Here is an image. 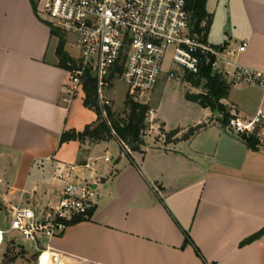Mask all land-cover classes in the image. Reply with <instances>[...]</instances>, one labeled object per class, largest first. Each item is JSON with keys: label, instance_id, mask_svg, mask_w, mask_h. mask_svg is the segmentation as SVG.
<instances>
[{"label": "crops", "instance_id": "0c3cea01", "mask_svg": "<svg viewBox=\"0 0 264 264\" xmlns=\"http://www.w3.org/2000/svg\"><path fill=\"white\" fill-rule=\"evenodd\" d=\"M206 9L208 41H247L238 62L264 70V0H207ZM57 44L32 0H0V227H9L15 207L56 204L65 166H74V179L93 184L96 206L44 247L6 233L0 264L17 244L24 258L10 264H27L36 251L47 264H264V235L241 244L264 227V151L228 129L222 110L186 95L189 116L172 126L151 106L140 151L127 146L128 154L116 138L61 143L64 131H82L98 115L84 104V89L68 92ZM232 87L221 103L241 116L264 103L260 88ZM249 88L261 92L253 107ZM172 130L179 132L167 141Z\"/></svg>", "mask_w": 264, "mask_h": 264}, {"label": "built area", "instance_id": "2783aa9c", "mask_svg": "<svg viewBox=\"0 0 264 264\" xmlns=\"http://www.w3.org/2000/svg\"><path fill=\"white\" fill-rule=\"evenodd\" d=\"M36 14L73 41L80 54L77 65L69 69L68 92L84 89L86 71L97 79V95L103 115L110 104L105 93L112 79L126 87V95L150 104L165 73L179 79L173 64L198 74L202 65H211L230 86H255L264 98V70L238 62L247 41L215 46L207 39L208 20L194 30L186 0H32ZM171 67L165 70L167 53ZM151 111V110H150ZM150 115V112H149ZM148 115V117H149ZM227 128L239 135L254 136L264 151V103L252 116L236 110ZM74 166H65L61 197L56 204L37 211L31 206L15 207L9 227H0V242L14 231L39 247L42 239L61 236L75 218H89L95 209L97 193L92 183L72 177Z\"/></svg>", "mask_w": 264, "mask_h": 264}, {"label": "trees", "instance_id": "16d2710c", "mask_svg": "<svg viewBox=\"0 0 264 264\" xmlns=\"http://www.w3.org/2000/svg\"><path fill=\"white\" fill-rule=\"evenodd\" d=\"M186 3L187 9L192 14L194 30L199 31L201 29V24L205 19L208 20L209 30L211 19L208 16L206 9L207 0H186ZM51 30L52 34L59 38L56 50L59 57V66L69 70L73 65H76V61L65 49V35L59 29L52 26ZM191 76H198L206 79L205 87L207 90L205 93L198 94L187 92L186 98L188 100L198 102L203 107H210L212 110H222L224 105L221 103V100L229 96L231 89V86L226 83L222 76L215 73L212 70L211 65L205 63L202 65L198 74H192ZM84 91V104L87 107L94 109L98 115V119L96 122L86 125L82 131H64L61 135L60 142L63 143L72 139H78L81 141H85L86 139H90L91 141H100L116 138L120 141L122 148L126 150L128 154H130V152L128 151L127 146L132 151H140L142 146L145 145L144 132L149 128L148 115L151 110L150 104L137 102L132 99L130 95H126L124 100L125 109L123 113H121L124 114V116L112 110V108L108 105H104L103 107L106 112V116H104L97 95V79L90 70L86 71ZM227 121L228 120H225V124H227ZM203 126L204 125H200L197 129ZM178 132V130L168 132L167 141H169V139L175 136ZM192 133L193 131L184 135V138H188L192 135ZM240 136L247 141L251 148L257 149V139L254 136L248 137L243 134ZM82 220H85V218H75L74 221L70 222V225ZM263 235L264 227L244 239L241 244L244 245L250 243ZM189 242H192V240L189 235H187L185 243L187 244ZM195 248L197 253L201 255L198 247L195 246ZM15 258V255L13 257L6 255L2 260V264H10V262L14 261Z\"/></svg>", "mask_w": 264, "mask_h": 264}, {"label": "rangeland", "instance_id": "374dc122", "mask_svg": "<svg viewBox=\"0 0 264 264\" xmlns=\"http://www.w3.org/2000/svg\"><path fill=\"white\" fill-rule=\"evenodd\" d=\"M57 38V42L59 41V38ZM65 38V49L66 51L75 59L76 65L79 62L80 54L78 52V49L75 45L72 43H69L66 47V44L69 40L68 37ZM58 45V44H57ZM171 51L169 50L167 53V57L165 60V70L169 69L171 67ZM59 58V57H58ZM172 68L176 73L179 75V79H172L168 78V74L165 73L162 77L161 81L159 82L157 88L154 92V101L150 103V106H153L155 108H158L159 115L163 121L167 123V125L172 126L175 124H178L180 122H183L186 120V118L189 116V106L190 103L187 102L185 99L186 92L195 93L196 91H199L200 93L206 92V79L200 78L198 76H191L189 72H187L183 67L177 64H173ZM232 87V86H231ZM238 88L232 87L233 94L237 92ZM249 94H250V100H251V106L253 107L254 104H256V100L258 99L259 93L261 95V92L257 89L249 88ZM80 92V90H79ZM245 91L240 90L241 96H245L246 93H241ZM126 87L118 81L117 79H112L110 86L108 87L106 93H105V99L110 100L109 106L117 113H123L125 107H124V100L126 97ZM198 94V93H196ZM224 107L222 109V114L224 116L225 120H228L232 115L233 111L231 110L229 104H223ZM124 116V114H121ZM149 129L144 132V135L149 133ZM190 129L186 134L191 132ZM149 141H154L155 137L154 134L148 136ZM217 142V141H216ZM15 241L19 239L18 235L15 236ZM20 240L22 241V237H20ZM29 244V243H27ZM46 244V239H42L40 242V247H44ZM23 246L20 244H17L15 246L9 247V257H13L14 255H22L23 252ZM41 252L36 251L33 255H31L28 259L27 264H39V256ZM23 256V255H22ZM24 258V256H23Z\"/></svg>", "mask_w": 264, "mask_h": 264}, {"label": "bare ground", "instance_id": "6f19581e", "mask_svg": "<svg viewBox=\"0 0 264 264\" xmlns=\"http://www.w3.org/2000/svg\"><path fill=\"white\" fill-rule=\"evenodd\" d=\"M48 263V256L44 255L40 261V264H47Z\"/></svg>", "mask_w": 264, "mask_h": 264}, {"label": "water", "instance_id": "95a60500", "mask_svg": "<svg viewBox=\"0 0 264 264\" xmlns=\"http://www.w3.org/2000/svg\"><path fill=\"white\" fill-rule=\"evenodd\" d=\"M39 264H40V262H39Z\"/></svg>", "mask_w": 264, "mask_h": 264}]
</instances>
